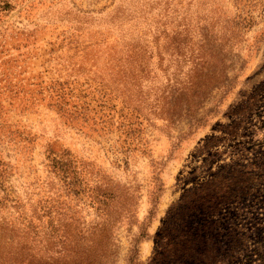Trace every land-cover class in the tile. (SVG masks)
Here are the masks:
<instances>
[{
  "label": "rangeland",
  "instance_id": "rangeland-1",
  "mask_svg": "<svg viewBox=\"0 0 264 264\" xmlns=\"http://www.w3.org/2000/svg\"><path fill=\"white\" fill-rule=\"evenodd\" d=\"M0 172V225L17 201L55 264H162L159 229L199 184L254 264L264 0H0Z\"/></svg>",
  "mask_w": 264,
  "mask_h": 264
},
{
  "label": "trees",
  "instance_id": "trees-1",
  "mask_svg": "<svg viewBox=\"0 0 264 264\" xmlns=\"http://www.w3.org/2000/svg\"><path fill=\"white\" fill-rule=\"evenodd\" d=\"M203 186L199 184L191 189L189 198L182 195L170 207L157 235V245L162 248L156 247L152 262L169 264L165 261L170 258L171 262L173 256L187 264H195V261L198 264H250L254 261L252 252H248L247 245L242 242L237 223L239 214L219 213L220 201L207 194ZM5 197H2L4 201L7 200ZM16 203L13 204L17 209L15 219L1 220L0 237L5 245L12 248L0 250V264H55L52 255L43 257L26 245L28 241L34 242L37 234ZM261 237L264 240V236ZM55 252L60 253L59 250ZM257 260L254 264H264V247Z\"/></svg>",
  "mask_w": 264,
  "mask_h": 264
}]
</instances>
